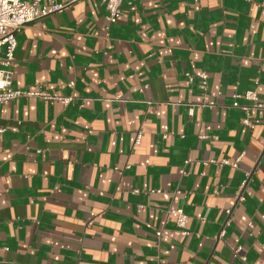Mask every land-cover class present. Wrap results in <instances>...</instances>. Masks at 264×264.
I'll use <instances>...</instances> for the list:
<instances>
[{"label": "crops", "instance_id": "1", "mask_svg": "<svg viewBox=\"0 0 264 264\" xmlns=\"http://www.w3.org/2000/svg\"><path fill=\"white\" fill-rule=\"evenodd\" d=\"M107 1L17 35L12 88L59 100L0 107V264H264V111L233 107L264 103V0Z\"/></svg>", "mask_w": 264, "mask_h": 264}, {"label": "built area", "instance_id": "2", "mask_svg": "<svg viewBox=\"0 0 264 264\" xmlns=\"http://www.w3.org/2000/svg\"><path fill=\"white\" fill-rule=\"evenodd\" d=\"M83 0H66L64 3H57L50 1L49 4H44L42 0H32L30 3L26 0H0V107L10 104L21 98L36 97L43 101H55L59 100L44 92H27L22 90H15L12 88V68L15 66V52L17 49V35L23 31V29L38 20L46 17L61 14L69 9L73 4ZM138 0H132L133 3ZM124 0H108L107 1V20L109 25L117 24L122 17V4ZM192 68L194 66L192 65ZM194 70V69H193ZM201 79L203 86L207 87L208 76L205 73L187 74V78L190 82L194 81V78ZM74 86V83H71ZM246 100L251 102V106H240L237 102L233 104L234 108L240 109L245 113L246 118L243 120V125L250 126V114L252 111H264V103L259 100L257 91H248L245 94ZM66 105L70 104L72 99H60ZM194 113L193 108L189 110V115ZM5 133V129L0 125V136ZM190 164V161H186L184 167L180 171V175L183 177L186 175V167ZM215 164V161L206 163V165ZM220 166H231L233 169L238 168V161L231 163L230 161H221ZM246 182L242 184L241 191L234 196L236 204L244 202L243 189L246 186ZM181 195L180 191H176L174 197ZM176 220V225L180 230H184L188 220L187 215L182 209H171L168 213ZM225 215L227 220L224 228L221 232V236L225 235V229L230 226V217L232 215L231 210H226ZM94 216V215H93ZM162 233H157V237L161 238ZM242 249L237 245L234 249V253L239 255Z\"/></svg>", "mask_w": 264, "mask_h": 264}]
</instances>
